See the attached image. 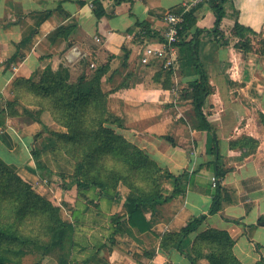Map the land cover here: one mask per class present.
<instances>
[{
	"label": "crops",
	"instance_id": "0c3cea01",
	"mask_svg": "<svg viewBox=\"0 0 264 264\" xmlns=\"http://www.w3.org/2000/svg\"><path fill=\"white\" fill-rule=\"evenodd\" d=\"M95 1L105 12L100 20ZM188 1L0 0V161L31 182L40 178L36 193L60 202L62 219L74 228V245L40 257L39 264H192L186 254L192 255L197 236L210 229L229 233L243 264L264 258V124L258 118L264 114V57L238 49L234 31L239 23L264 36V0H217L227 45L214 37L213 3L195 7L189 35L200 32L198 56L213 88L203 111L212 132L199 128L187 97L199 74L187 67L180 48L168 79V72L140 64L141 28L162 36L164 16L182 11ZM105 64L102 90L109 94L111 128L177 178L178 187L171 179L163 181L169 202L143 206L149 230L129 222L126 186H119L115 196H102L95 188L78 191L72 183H58L53 173L40 170L33 150L41 125L14 124L8 116L18 86L29 80L39 84L47 66L55 71L62 66L75 83ZM214 137L226 175L220 184L222 209L208 215L217 194L211 187ZM246 137L258 142L247 155L231 146ZM200 216L207 219L184 239L180 253L170 236Z\"/></svg>",
	"mask_w": 264,
	"mask_h": 264
},
{
	"label": "trees",
	"instance_id": "16d2710c",
	"mask_svg": "<svg viewBox=\"0 0 264 264\" xmlns=\"http://www.w3.org/2000/svg\"><path fill=\"white\" fill-rule=\"evenodd\" d=\"M115 1L119 4L128 0ZM209 3H213L217 14L214 37L218 43L227 45L228 42L218 26L224 15L223 10L217 5V0H210ZM195 9L185 14L178 47L185 54L187 67H194L199 74L198 79L189 85L191 92L187 94L192 101L199 128L212 132V126L203 111L206 100L213 93V88L198 56L200 32L197 31L193 36L189 35L196 24ZM94 11L99 20L105 14L99 1L94 2ZM141 29L147 37H159L162 40V36L154 33L150 28ZM234 31L239 38L236 44L238 49L246 54L256 53L264 57L263 35L239 23L236 24ZM255 38L257 40H253ZM107 70L108 66L105 64L98 68L90 79L83 76L72 83L68 70L60 66L55 71L51 66H47L39 84L29 80L24 82V86L35 98H38L39 108L49 112L54 121L65 129V132L51 134L75 164L73 183L77 190L95 188L102 196H115L120 185L126 186L130 190L125 203L129 222L140 230H149L150 225L145 222L143 206L169 202L170 199L164 197L163 181L166 178L171 179L178 187L177 178L162 170L146 153L111 128L107 118L109 94L102 90V81ZM167 74L166 79L170 73ZM16 105L17 103H8L9 117L18 115ZM259 115L261 122L264 123V114ZM27 116L42 127L36 139L42 133L48 132L47 124L38 116L35 114H27ZM168 140L176 146L171 138ZM212 143L215 175L222 179L226 171L221 168L217 137L213 138ZM257 144V141L246 137L232 142L231 146L240 147L247 155L256 148ZM33 157L40 170L54 173L51 168L41 164L40 152L37 148L33 150ZM216 192L208 215L218 214L222 209L220 185L216 188ZM206 219L207 216L195 217L180 233L170 236L175 244L174 247L180 253H184L182 249L184 239L196 233ZM32 221L38 222L41 228L35 234L29 226ZM73 235L72 224L65 222L61 217V207L55 205L54 200L45 199L37 194L15 176L13 168L0 161V264H39L40 257L55 254L57 250L71 248ZM234 244L235 241L228 232L210 229L197 236L192 255H186L192 264H198L203 256L202 251L207 250L208 264H243L234 254ZM257 246L259 247L258 244ZM31 257L36 260L27 262ZM256 264H264V258Z\"/></svg>",
	"mask_w": 264,
	"mask_h": 264
},
{
	"label": "rangeland",
	"instance_id": "374dc122",
	"mask_svg": "<svg viewBox=\"0 0 264 264\" xmlns=\"http://www.w3.org/2000/svg\"><path fill=\"white\" fill-rule=\"evenodd\" d=\"M259 39L260 38H258V40ZM253 40H257V39L255 38ZM16 91L17 92H15V94L12 95V98H13L12 101H10L9 103H12V102L17 103L15 108L18 109L19 113L15 117H10L12 119V122L14 124H19V125H24L26 123L32 122V120L28 118L27 114L28 115L35 114L43 122H45L48 127V132L42 133L36 139V143H35L36 145L35 148H37L40 152L39 161L41 162V164H45L44 166L51 168L54 171L53 176H56L55 177L56 179L58 178V183L63 182L65 184L66 183L74 184L73 176L75 172V169H74L75 164L69 157H67L65 152L62 150V148H60V145L57 144L56 140L51 134L53 132H65V129L62 126H60L57 122L54 121L53 116L49 112L45 110H41L39 108L38 98H35L33 94L31 93V91H28V89L24 85L18 86ZM258 118L260 119V115H258ZM15 176L18 179L22 180L24 183H26L30 188H32V190H34V187L37 186V183L39 181L42 182L40 178H39V181L36 183L34 181L31 182L18 170L15 171ZM42 179L44 180V178ZM54 202H55V205L57 204L61 207L60 202L56 200H54ZM29 226H30L31 231H33L34 234L40 231L41 229L39 228L38 222L36 221L30 222ZM73 245H74V235H73ZM202 252H203L202 253L203 256L199 260L206 261V256L208 255V251L206 250ZM34 260L36 259L31 257L27 259V262H33Z\"/></svg>",
	"mask_w": 264,
	"mask_h": 264
},
{
	"label": "built area",
	"instance_id": "2783aa9c",
	"mask_svg": "<svg viewBox=\"0 0 264 264\" xmlns=\"http://www.w3.org/2000/svg\"><path fill=\"white\" fill-rule=\"evenodd\" d=\"M210 0H189L182 11H172L163 18L165 30L162 40L147 41L145 32L140 30V64L145 67L156 68L159 71H172L178 63L179 47L181 42L180 31L185 20V14L193 8L207 4ZM4 131L0 125V133ZM222 179L217 175L211 177V187L215 190Z\"/></svg>",
	"mask_w": 264,
	"mask_h": 264
}]
</instances>
